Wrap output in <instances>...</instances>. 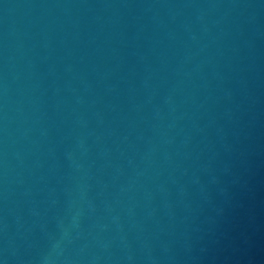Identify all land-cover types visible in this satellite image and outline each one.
I'll list each match as a JSON object with an SVG mask.
<instances>
[{"label": "water", "instance_id": "water-1", "mask_svg": "<svg viewBox=\"0 0 264 264\" xmlns=\"http://www.w3.org/2000/svg\"><path fill=\"white\" fill-rule=\"evenodd\" d=\"M0 264H264V0H0Z\"/></svg>", "mask_w": 264, "mask_h": 264}]
</instances>
